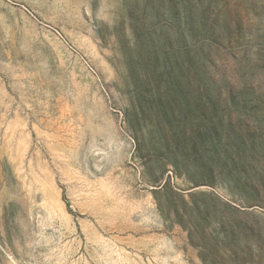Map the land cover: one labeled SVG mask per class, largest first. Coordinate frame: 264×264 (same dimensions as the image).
Returning <instances> with one entry per match:
<instances>
[{"label": "rangeland", "instance_id": "rangeland-1", "mask_svg": "<svg viewBox=\"0 0 264 264\" xmlns=\"http://www.w3.org/2000/svg\"><path fill=\"white\" fill-rule=\"evenodd\" d=\"M0 264H264V0H0Z\"/></svg>", "mask_w": 264, "mask_h": 264}]
</instances>
